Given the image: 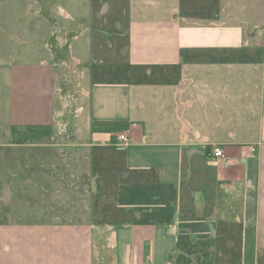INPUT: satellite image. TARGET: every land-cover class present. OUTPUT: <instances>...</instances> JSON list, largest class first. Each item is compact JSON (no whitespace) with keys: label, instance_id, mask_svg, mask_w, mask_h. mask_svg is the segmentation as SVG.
<instances>
[{"label":"crops","instance_id":"1","mask_svg":"<svg viewBox=\"0 0 264 264\" xmlns=\"http://www.w3.org/2000/svg\"><path fill=\"white\" fill-rule=\"evenodd\" d=\"M130 3L128 42L99 46L108 67L90 37L62 68L0 61V149L34 138L37 188L76 196L34 221L2 210L0 264H264V0H145L144 18ZM17 174L1 185L23 190Z\"/></svg>","mask_w":264,"mask_h":264},{"label":"rangeland","instance_id":"2","mask_svg":"<svg viewBox=\"0 0 264 264\" xmlns=\"http://www.w3.org/2000/svg\"><path fill=\"white\" fill-rule=\"evenodd\" d=\"M130 2L131 0H0V61H12V57L21 52V63L43 61L65 67L74 64V57L77 55L75 51L78 49L81 53L84 45L82 40L90 37L95 55L91 61H103L108 67L114 59L105 50L98 53L99 46L101 43L103 45L104 37L107 42L112 41L119 46H125L124 42H128L125 31L133 17ZM134 7V18L146 17L145 0H134ZM124 61L126 60L122 62ZM64 76L66 77V71ZM0 110L2 111V107ZM72 128L74 122L71 120L67 133ZM67 136L64 142L69 144ZM43 142L49 146L54 140ZM36 146L37 142L32 138L26 140V153L21 151L16 154L12 150L0 149V212L10 209L13 215L26 216V221H34L41 214L65 211L62 207L76 197L67 186L37 188L39 181L48 183L40 176L38 168L41 163L49 165L50 161H47L49 156L46 155L44 162L40 161L45 152L41 155V151L33 148ZM18 171L28 184L23 190L17 185L18 180L15 181V186L1 185L10 172L12 179L18 178ZM50 172V169L44 170V173ZM56 193L60 194L59 198L66 204L63 201L58 203L59 198H53L54 194L57 196ZM9 198L12 202H3V199Z\"/></svg>","mask_w":264,"mask_h":264},{"label":"trees","instance_id":"3","mask_svg":"<svg viewBox=\"0 0 264 264\" xmlns=\"http://www.w3.org/2000/svg\"><path fill=\"white\" fill-rule=\"evenodd\" d=\"M96 126L99 127L100 130L105 131V132H109V133H116V132H122L125 131L127 129V127L129 126L128 123H123V122H104V123H99L96 124ZM97 127H94V130ZM98 129V128H97ZM96 129V130H97ZM30 131H39V132H43L46 130L45 127H41V126H37V127H32L29 128Z\"/></svg>","mask_w":264,"mask_h":264},{"label":"built area","instance_id":"4","mask_svg":"<svg viewBox=\"0 0 264 264\" xmlns=\"http://www.w3.org/2000/svg\"><path fill=\"white\" fill-rule=\"evenodd\" d=\"M128 138L125 134L117 136V146L124 149L128 146ZM211 156L215 159L226 160L225 151L220 146H213L211 149Z\"/></svg>","mask_w":264,"mask_h":264}]
</instances>
